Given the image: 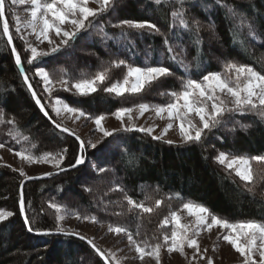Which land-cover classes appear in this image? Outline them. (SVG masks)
I'll use <instances>...</instances> for the list:
<instances>
[{"label":"trees","instance_id":"trees-1","mask_svg":"<svg viewBox=\"0 0 264 264\" xmlns=\"http://www.w3.org/2000/svg\"><path fill=\"white\" fill-rule=\"evenodd\" d=\"M225 2L237 11L239 18L235 21L226 15L225 8L215 4V0H183V7L191 16L205 24L214 22L219 36L218 40L211 39L209 32H202L204 43L198 50L192 46L187 33H182L178 38L170 35L173 45L178 46L177 51L180 47L186 49L183 59L188 65L187 69L171 59L164 44V36L145 31L143 34L132 33L129 40H124L119 38L120 30L111 26L124 19L149 21L156 24L163 33H169L171 12L181 7L179 0H162L161 5L155 4L154 0H117V6L112 12L96 21L97 25H102L105 32L113 37L112 39L103 38L99 27H95L96 33L89 29L72 41V48L66 50L64 56L63 53L58 54L62 52L61 49L53 56L38 60L36 65L50 68L59 67L67 60L78 61L81 57L78 58L74 50L89 51L102 59L104 56L113 55L134 66L162 64L170 68L173 74L163 82L158 81L156 90L150 88L152 96L179 91L181 83L187 79L202 80L203 75L210 72H222L223 65L228 60L252 66L264 74V0ZM241 19L255 28L254 39L244 35L247 29L239 30L241 39L245 41L243 46L233 42L230 31L234 23L240 24ZM14 44L29 76L30 69L36 65H26L16 39ZM81 63L85 64L82 61ZM89 65L93 67L94 62ZM22 80L0 26V111L6 114V118L16 120L18 130L29 137L26 144L34 143L38 149L43 148L44 151H49L50 148L53 151L67 149L63 167L71 166L79 151L78 143L47 122ZM30 82L50 115L35 83L32 80ZM139 98L144 99L143 95ZM71 102L82 109L102 103L107 106L106 112H112L118 106V100L104 96H97L92 101L74 99ZM242 124L250 125L247 131L240 127ZM10 128L11 125H0V143L9 148L19 147V144L13 145L8 141ZM41 128L45 132H41ZM219 152L264 155V123L252 114H232L225 117L221 126L208 132L202 142L187 145L165 144L137 132H117L87 156L98 163L99 167L115 172V179L106 182L107 190L110 187H122L131 198L138 202L143 201L146 205L156 199L174 205L194 201L232 222H264V198L261 196L264 192V182L257 186L255 196L248 194L244 190L243 182L215 162V154ZM85 169L83 165L70 172L24 185L26 215L34 228L33 232L56 229V222L50 218L46 208L49 201L64 204L67 197L77 198L79 204L71 206L76 213H84V209L92 215L97 212V204L94 206L89 200L93 191H86V187L80 189L84 178L82 172ZM106 171L96 177L106 178ZM22 180L9 167L0 168V208L7 207L14 213L8 220L0 223V264H103L100 258L79 240L70 237L34 236L28 232L20 215ZM115 192L116 199L106 195V191L104 193L107 203L115 204V208L113 206L107 211L109 221H115L122 216L121 221L116 223L135 233L136 240L156 243L154 224L162 213L160 208L151 214H140L139 210L129 213L123 193ZM67 204L70 206L71 203Z\"/></svg>","mask_w":264,"mask_h":264},{"label":"snow or ice","instance_id":"snow-or-ice-1","mask_svg":"<svg viewBox=\"0 0 264 264\" xmlns=\"http://www.w3.org/2000/svg\"><path fill=\"white\" fill-rule=\"evenodd\" d=\"M181 7L171 12L172 23L169 26V33H163L161 29L154 23L149 21H136L132 19H124L116 24L111 25L113 28L120 30L119 38L129 40L132 33L143 34L145 31L155 33L165 37L164 44L167 48L171 59L178 61L182 67L187 69L188 65L184 62L186 49L174 46L171 37H180L182 33H187L192 46L198 50L201 48L204 40L201 33L207 31L211 34V39H219L216 32V25L212 23H203L201 20L191 16L183 7V0H179ZM20 3L21 5H30L26 9L29 18L21 22L17 17L14 21L15 27L10 26L8 14L13 5ZM90 3L97 5L96 8L90 7ZM157 5L162 4V0H154ZM116 4V0H0V26H2V36L6 38V45L11 49L14 63L23 78V82L27 85L35 103L45 116L49 113L41 102L36 91L30 82L28 74L25 72L22 58L18 52L14 39L19 38L25 43V50L30 52L27 63L36 65V62L43 57L55 54L62 48L70 47L82 32L88 31L91 27H99L100 33L105 39H112L105 32L102 25H97L96 21L99 17L109 13ZM215 4L227 10L226 15L230 18H239L237 11L229 6L225 0H215ZM240 29H247L244 33L247 37L255 38V28L241 19L239 25H235L230 29L233 42L239 43L241 46L244 40L241 39ZM15 33V35L13 34ZM29 37H34L35 43L29 41ZM57 40L59 43H57ZM47 42L48 51L39 48V45ZM126 69L122 80H115L111 84L106 82L111 79V70L121 67ZM223 72H210L203 75L202 80L187 79L182 82L179 91H171L162 93L172 97L171 101L166 105L151 106L146 103H140L133 107H122L117 109L113 115L120 122V131L124 132H144L152 137L153 140H161L173 128V121L177 122L179 138L181 144L200 143L208 132L218 128L224 123L226 116L239 113L252 114L264 123V74L256 71L252 66L237 63L234 60H228L223 65ZM173 73L170 68L162 65L134 66L124 59L113 60L108 67L96 71L94 74L82 75L76 79L67 78V74L61 77L53 78V76L43 68L36 66L35 76L39 77L43 82L44 91L51 95L56 85L64 91L72 92L74 95L88 96L99 90L108 94H114L116 97H123L125 94L141 93L150 88L155 82L161 78L171 76ZM102 85H106L101 87ZM53 112L59 117L62 113L71 114L75 120L81 118L91 121L95 125V131L102 134V139L96 143L88 142L76 135V133L64 127L61 123L53 120L52 123L60 132L67 133L69 136H75L79 144L78 154L75 156V162L71 165L75 168L85 163V149L91 147L97 148L98 144L107 137L113 136L116 130H108L105 128L103 121L105 115L92 116L83 111L79 107L72 106L66 102H62L58 97L52 104ZM138 109V116H142L146 111H154L155 116L160 119H167L169 123L159 135H153L154 127H138L132 121V113ZM193 117L198 118L199 124L195 123ZM51 119V117H49ZM127 118V124H125ZM138 118V117H137ZM11 125L8 135L17 143L21 141L28 142L29 137L20 132L17 128V122L14 118H6V114L0 111V125ZM240 127L247 131L250 125L242 124ZM165 143L173 144L174 141L166 140ZM6 145L0 143V148ZM32 148L36 145L33 143ZM9 151L13 149L9 148ZM67 149H61L59 152H44L39 156L33 155L30 150L22 149L13 151V154L19 160L27 165L33 164H49L57 172H63L67 169L63 167L65 153ZM215 162L223 166L229 174L234 173L240 181L243 182L244 190L255 196L257 194V186L264 182V155H233L231 153L220 152L215 157ZM131 163V161H129ZM13 171H19L21 181V189H23L24 181L29 179H38L39 177L29 176L23 168L19 170L13 168ZM99 173H104L106 169L100 167L97 169ZM44 175H51L45 173ZM91 191V189H85ZM123 193V200L126 201L127 211L129 213L139 210L140 214H151L155 209H159L163 203L162 200L156 199L154 207L146 205L143 201H136L131 198L122 187L114 189ZM264 198V192L261 193ZM20 215L24 217V224L29 232H33L31 221L26 215L25 200L23 191L20 194ZM48 208L54 210L57 232L64 235H77L79 239L85 240L86 237L80 236L79 233L68 232L60 226V221L65 219L67 209L55 202L49 201ZM179 211H186L189 217L194 220L191 224L181 222V216L177 210H169L168 215L160 221L159 228H170L169 232H162V240L150 244L147 241H139L134 238L133 233L123 225H109L108 231L117 236L123 234L127 237L130 245H133L138 258L143 261L146 256L161 264L160 254L164 248L169 254L179 253L181 257L185 256V249H193L192 259L197 257L203 260L205 256L201 251L197 237L201 232H211L213 228H218L222 233V239L226 244L239 254L242 258L241 264H264V222L256 220H246L232 222L226 218H222L212 213L206 206L198 202H184ZM122 213H115L121 215ZM14 215L11 211L0 210V222L6 221ZM75 218L78 220L99 223L95 217L87 215L81 216L76 213ZM37 234H47L40 233ZM138 235V233H137ZM88 244L95 251L96 255L103 261V264H119L116 253L101 250L92 241L88 240ZM207 252V249H204ZM258 257V259H257ZM207 264H213L211 258L207 259Z\"/></svg>","mask_w":264,"mask_h":264},{"label":"rangeland","instance_id":"rangeland-1","mask_svg":"<svg viewBox=\"0 0 264 264\" xmlns=\"http://www.w3.org/2000/svg\"><path fill=\"white\" fill-rule=\"evenodd\" d=\"M9 3H10V0H9ZM116 4H117V0H116ZM89 6L92 8L97 7V5L94 3H90ZM116 6L117 5H115V7ZM28 7H30V5H27V4L21 5L20 3H17L16 5H13L11 7V10L9 11V14L7 17L9 20L10 26H12L13 28L15 27L14 21L17 17L21 20V22H24L29 18L28 13L26 11V9ZM89 29H92V31H94L96 33L95 27H91ZM13 34L15 35V33H13ZM15 39L17 40V42H18V44L22 50V55H23L25 64L28 65L29 67H32V65L27 63V58H28V56H30V52H27L25 50L24 41L20 40L18 37ZM29 41L32 43H35L34 37H29ZM57 43H59L58 40H57ZM48 47L49 46H48L47 42H45L42 45H39V48L44 50V51H48ZM70 47L72 48V42H71ZM70 47L62 48V52H60L58 54L60 55L63 53L62 56H64V54L66 53V50L68 51V49L69 50L71 49ZM104 51L107 52L106 50H104ZM74 54L78 55V58L80 56L81 60L78 59V61L70 62L66 59L68 62L66 61L65 63H63V65H61L59 67H50V68H46L43 66H39V67H41L45 71L49 72L53 76V78H58V77H61L63 74H67V78L74 80L76 78L81 77L82 75L94 74L96 71H99L105 67H108L110 65L111 61L119 60V59L113 57V55L104 56L105 58L102 59V57H99L97 55L95 56L92 52L84 51V50H82V51L74 50ZM53 55L54 54H51L49 56H53ZM49 56H47V57H49ZM43 58H45V57H43ZM43 58H41L40 60H42ZM81 61L84 62L85 64L82 65ZM90 62L91 63L94 62L93 67H90V65H89ZM36 66L34 68L30 69L29 78H31L30 80H32L35 83L36 87L38 88V91L40 92V95H41L45 105L47 106V109L50 112V115H48V116L51 117L52 120H56L57 123H61L64 127H67L69 129L73 130L76 133V135L80 136V138L82 140H84L86 143H88V142L96 143L97 141H100L102 139V134L95 131V125L89 120H85L83 118H81L79 120H75V118L71 114H67V113H62L59 117H57L56 114L53 112V109H52V104L55 103V100L57 97L62 102H66L72 106H75V104H72V102H71L74 99L92 101V99H95L97 96H104V97H108V98L118 100V106L112 112H106L107 106L103 105L102 103H97L96 106H93V107L87 108V109L86 108L82 109L79 107L80 109L91 114L92 116H97V115H101V114L105 115L106 119L103 121V124H104L105 128L108 130H116L114 132V134L117 132H124V131L119 130L121 127L120 122L117 121L113 115V113L117 109L122 108V107H133L135 109L136 105H138L140 103H146V104H149L153 107L156 105H166L172 99V97L168 96V95H164V96L161 95L160 96L159 94H156L155 96H152L150 94V91H151L150 88L152 87V88H154V90H156V87H157L156 84H158V82H155L150 88L145 89L141 93L125 94V96H123V97H116L114 94H108L102 90H99L96 93H93V94L88 95V96H79V95L73 94L75 92L74 89L72 90V92L64 91L60 87V85H56L55 88L53 89L51 95H49V93L44 91L43 82L40 80L39 77L35 76ZM223 71H224V69H223ZM125 72H126V69L123 66L121 68H118V69H112L111 70V79L106 82V85L111 84L115 80H122ZM170 77H172V75L168 76V78H170ZM166 78L167 77L161 78L160 82H163V80ZM106 85H102L101 87H104ZM180 89H181V87H180ZM142 95H143L144 99L139 98ZM94 101H96V100H93V102ZM75 107H78V106H75ZM102 111H105V112H102ZM132 117H133L132 122L138 127H145V128L154 127L155 131L153 132V135H159L162 132V130L164 129V127L166 126V124L169 123V121L167 119L157 118L155 116V112L151 111V110L146 111L142 116H138V109L134 110L132 113ZM193 120L195 123L199 124L198 118L193 117ZM127 122H128L127 118H125V124H127ZM172 123H173V128L168 131V133L163 137V139L157 140V141L165 143L166 140H172V141H174V143L171 145H181L179 133H178V128L176 127L177 122L173 121ZM40 131L45 132L44 129H42ZM135 132H137L139 134H144L145 136H148L152 139L151 136H149L148 134H146L144 132H139V131H135ZM9 138H8L9 139L8 141H10L11 144H13V145L19 144V147L11 148V149H13V151H19L22 149H26V150H30L33 155L39 156L40 154H42L44 152H59L61 150V149L60 150L58 149L57 151H53L50 148L49 151H44L43 148L38 149L37 145L35 148H32L31 147L32 144H30V143L26 144L25 141H21L20 143H17L16 140L12 139L11 136H9ZM108 138H110V137L104 138L102 140V143L98 144L97 148L101 144H103ZM165 144H168V143H165ZM97 148H95V149H97ZM93 150L94 149L91 147H88L85 149V153H84L85 163L80 165L78 168H80L83 165H85V167H86V169L82 172V175L84 178L82 181L83 184L80 186V189H83L84 187H86L87 189H91V191H93V193L91 194L92 196L89 197V200L92 202V204H94V206H95V204H97V206H95V210H97V212L92 215V213H89L84 209V213H80V215L81 216L87 215L90 217H95L99 221V223H92L90 221H84V220L76 219L75 218L76 212L71 208V206L74 204L78 205L79 200L77 198L74 199L72 197H70V198L67 197L65 199L64 204L60 203V205L64 206L67 209V214L65 215V219L60 221V226L68 232L79 233L80 236L86 237L85 240H87V241L92 240L97 245V247H99L101 250H103L105 252L111 251V252L116 253V257L119 261V264H156V261L154 259H152L151 257H148V256H146L145 259L143 261H141L138 258L137 253L135 252L134 246L129 244L127 237L125 235L121 234V235L117 236V235L110 233L108 231L109 225H116L117 224L116 221H118V222L121 221V217H122V216H120L118 219H115L112 216L113 219H115V221H109L110 217H109V213L107 211H109V209L113 206L115 208V204L113 205L109 202L107 203V199L105 198L107 196L104 195V193L106 191L107 192L106 195H110V196H112V199H116L114 197V194L116 193L114 190L115 188L110 187V189L107 190L108 188H107V184H106L107 181H110L111 179H115L114 178L115 172H113V170L110 169V170H107L105 173L106 178H100V179L97 178L96 175H101V173H99L97 171V169L100 167H99L98 163H96L93 159L88 158V156H87V154ZM13 151H9V147H7V146H5L4 148H0V168L9 167L10 170H12L13 168H15L17 170H19L20 168H23L24 171L26 172V174L29 176L44 175L45 173H51V172L56 171L49 164H33V165L24 164L19 160L18 157H16L13 154ZM66 153H65V156H66ZM219 153H216L215 157ZM68 167H70V166H68ZM221 167L224 168L223 166H221ZM64 168H66V167H64ZM13 172H16L19 175V171H13ZM232 174L234 175V173H232ZM50 176H52V175H50ZM50 176H48L47 178H49ZM19 177H20V175H19ZM21 178L23 179V177H21ZM68 196H70V195H68ZM99 198H101V200ZM66 201L71 203L70 206H68ZM152 202L153 203H149L150 206H154L155 200ZM164 203H166V202L163 201V203L160 207V212H162V213H160L158 221L154 224V226H155V233L154 234L156 235L157 240H162V232H169L170 231V228H166V229H160L159 228L160 221L163 220L166 215H168L169 210H177L179 212V215L181 216V222L182 223L191 224L194 220L193 217H189L187 215L186 211H179L182 204L174 205V203L167 202L164 205ZM46 206H47L46 208L48 210V213L50 214V218L52 217L53 220L56 222L54 210L48 208V202L46 203ZM0 210L9 211L7 209V207H1ZM0 223H2V222H0ZM54 231H57V230L55 229ZM50 232H53V231H50ZM134 234L135 233H133V235ZM222 235H223V233L218 228H213L210 233L209 232H201L200 236L197 237L201 251L203 252V254L205 256V259H203V260L199 259V257H197L195 260L192 259V255L194 252L193 249H187L186 248L185 249L186 255L181 257L179 253L169 254L166 251V249L162 248L161 254H160L161 264H207L208 258H211L213 260V264H241L242 258L239 256V254L236 253L231 248V246L226 244V242H224L222 239H218V237H222ZM134 238L137 239L136 235H134ZM150 244H152V243H150ZM204 249H207V252H204ZM257 259H258V257H257Z\"/></svg>","mask_w":264,"mask_h":264},{"label":"water","instance_id":"water-1","mask_svg":"<svg viewBox=\"0 0 264 264\" xmlns=\"http://www.w3.org/2000/svg\"><path fill=\"white\" fill-rule=\"evenodd\" d=\"M11 51V49H10ZM19 71V70H18ZM20 73V72H19ZM22 77V76H21ZM23 79V78H22ZM27 90H28V87L27 85H25ZM29 91V90H28ZM30 93V92H29ZM31 95V93H30ZM32 97V95H31ZM33 99V98H32ZM34 101V100H33ZM35 103V101H34ZM36 104V103H35ZM36 106L38 107V110L40 111V113L42 114V116L55 128L59 131L58 128L55 127V125L52 123V119L49 118V116H45L44 113L40 110V107L36 104ZM67 135V133H64ZM69 136V135H68ZM72 137L73 139H75V136H70ZM76 140V139H75ZM77 141V140H76ZM78 143V141H77ZM80 166V165H79ZM79 166L75 167V168H72L71 166L70 167H66V171H63V172H57V171H54V172H51V175H59V174H62V173H66V172H70L74 169H77ZM48 176L50 175H37V176H34V177H39L38 179H29V180H25L24 181V185L28 182H31V181H39V180H43V179H46ZM24 187V186H23ZM21 191H23V189H21V186H20V194H21ZM22 220H23V223H24V217H22ZM25 228L27 229V226L24 224ZM29 232V231H28ZM30 234L34 235V236H55V237H70V238H74V239H77L79 241H82L84 242L85 244H87L89 246V248L95 253V251L92 249V247L88 244L87 240H81L79 239V237L77 235H64V234H61L57 231H53V232H50V231H45V232H40V233H47V234H37V232H29ZM96 254V253H95ZM99 258V257H98ZM102 261V260H101ZM103 262V261H102Z\"/></svg>","mask_w":264,"mask_h":264},{"label":"bare ground","instance_id":"bare-ground-1","mask_svg":"<svg viewBox=\"0 0 264 264\" xmlns=\"http://www.w3.org/2000/svg\"><path fill=\"white\" fill-rule=\"evenodd\" d=\"M23 81V80H22ZM26 87V86H25Z\"/></svg>","mask_w":264,"mask_h":264}]
</instances>
